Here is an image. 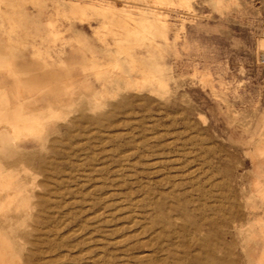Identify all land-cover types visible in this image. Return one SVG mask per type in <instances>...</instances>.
<instances>
[{
  "label": "rangeland",
  "instance_id": "1",
  "mask_svg": "<svg viewBox=\"0 0 264 264\" xmlns=\"http://www.w3.org/2000/svg\"><path fill=\"white\" fill-rule=\"evenodd\" d=\"M262 188L264 0H0V264H264Z\"/></svg>",
  "mask_w": 264,
  "mask_h": 264
},
{
  "label": "crops",
  "instance_id": "2",
  "mask_svg": "<svg viewBox=\"0 0 264 264\" xmlns=\"http://www.w3.org/2000/svg\"><path fill=\"white\" fill-rule=\"evenodd\" d=\"M35 78H39V76H34ZM29 76H25L22 78V83L26 84L29 81ZM2 93L5 94L8 97V100L13 102L14 104L15 101L18 99L22 103V109L28 110V111H39L41 110L42 107L46 108V106L50 103L56 102L59 98L57 93L53 92L51 89H46V90H39V91H22L18 89L17 91H7V90H2ZM17 109V105H14ZM4 140H7V138H4ZM7 142H9L7 140ZM22 146L20 145H14L13 144V151L14 153L18 154V150L21 149ZM19 155V154H18ZM21 157H28V156H22ZM261 193L264 195V188L261 189ZM264 255V252L262 253ZM259 264V263H258Z\"/></svg>",
  "mask_w": 264,
  "mask_h": 264
},
{
  "label": "bare ground",
  "instance_id": "3",
  "mask_svg": "<svg viewBox=\"0 0 264 264\" xmlns=\"http://www.w3.org/2000/svg\"><path fill=\"white\" fill-rule=\"evenodd\" d=\"M29 129H31L30 127H25V128H17L16 129V132L17 133H20L19 131H23V132H27ZM117 258V257H116ZM95 259V258H94ZM115 259V258H114ZM93 260V259H92ZM163 262H161V264H162ZM115 264H117V263H115ZM155 264H158V263H155ZM164 264V263H163Z\"/></svg>",
  "mask_w": 264,
  "mask_h": 264
}]
</instances>
